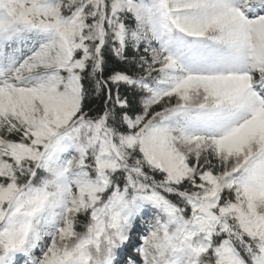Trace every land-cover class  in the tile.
<instances>
[{
  "label": "snow or ice",
  "instance_id": "6c2138e0",
  "mask_svg": "<svg viewBox=\"0 0 264 264\" xmlns=\"http://www.w3.org/2000/svg\"><path fill=\"white\" fill-rule=\"evenodd\" d=\"M0 264H264V0H0Z\"/></svg>",
  "mask_w": 264,
  "mask_h": 264
},
{
  "label": "trees",
  "instance_id": "16d2710c",
  "mask_svg": "<svg viewBox=\"0 0 264 264\" xmlns=\"http://www.w3.org/2000/svg\"><path fill=\"white\" fill-rule=\"evenodd\" d=\"M109 68H127L129 70H132V65L131 64H122L119 61L115 60L114 58L110 61L109 63ZM130 98L132 99V103L136 110H138V105H137V99L135 96H133L131 93L129 94ZM88 104L90 105L91 109L93 111L98 110L101 107V101L99 99H96L94 97H90L88 100ZM143 228V225H141Z\"/></svg>",
  "mask_w": 264,
  "mask_h": 264
},
{
  "label": "rangeland",
  "instance_id": "374dc122",
  "mask_svg": "<svg viewBox=\"0 0 264 264\" xmlns=\"http://www.w3.org/2000/svg\"><path fill=\"white\" fill-rule=\"evenodd\" d=\"M132 255L136 256L137 259L139 258L138 255L135 252H133Z\"/></svg>",
  "mask_w": 264,
  "mask_h": 264
}]
</instances>
